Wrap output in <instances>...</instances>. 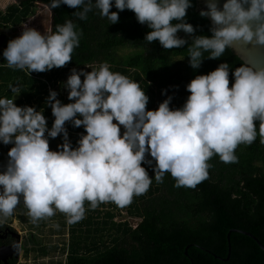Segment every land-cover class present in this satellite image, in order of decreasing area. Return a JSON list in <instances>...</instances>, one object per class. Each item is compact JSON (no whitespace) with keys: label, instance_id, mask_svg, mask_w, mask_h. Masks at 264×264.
<instances>
[{"label":"clouds","instance_id":"9594fccd","mask_svg":"<svg viewBox=\"0 0 264 264\" xmlns=\"http://www.w3.org/2000/svg\"><path fill=\"white\" fill-rule=\"evenodd\" d=\"M61 5L82 8L76 13L81 20L98 9L111 24L119 22V11L131 10L140 24L151 29L144 39L158 41L164 49L187 43L177 36L179 31H195L185 22L191 0H51L49 8ZM113 6L118 11H110ZM262 14L264 0H225L222 8L209 3L200 15L219 27L212 29L211 37H194L188 47L190 67H200L204 52L217 59L233 41L250 42L255 37L264 45V24L255 32L249 24L264 18ZM78 46V34L68 20L44 34L25 28L2 54L9 68L27 69L30 74L65 66ZM232 77L229 87V65L221 63L186 85L190 95L181 108L170 109L169 96L157 109L148 110L149 97L140 85L110 71L106 63L90 72L74 68L64 83L72 102L63 104L54 90L46 98L54 117L50 129L43 112L0 98V143L12 145L0 172V216H10L21 198L33 223L56 211L66 216L68 224L77 223L84 218L85 201L92 210L106 202L128 206L152 183L144 163L154 162L157 182L170 173L175 187L194 188L208 177L207 162L213 155L224 163L237 161L235 149L253 143L257 121L264 143V69L241 65ZM66 122L85 130L76 148L68 140ZM57 136L63 143L50 150L49 138Z\"/></svg>","mask_w":264,"mask_h":264},{"label":"trees","instance_id":"16d2710c","mask_svg":"<svg viewBox=\"0 0 264 264\" xmlns=\"http://www.w3.org/2000/svg\"><path fill=\"white\" fill-rule=\"evenodd\" d=\"M16 2L0 13V98L13 99L17 106L34 107L43 112L47 121L52 116L51 107L45 103L48 85L57 83L70 69L85 70L106 63L110 71L137 82L149 97L146 108L155 110L169 96L172 97L170 109L181 108L190 95L186 85L197 75L215 70L221 63L229 65L231 87L232 71L243 65L226 47L217 59H209V53L204 52L200 67H190L188 47L194 37H211L213 29L205 16L197 12L196 0H191L185 17V22L195 31L192 34L179 31L177 36L187 43L174 49H164L158 41L147 42L144 37L151 29L140 24L131 10L119 11V22L111 24L98 9L93 8L86 19L81 20L76 13L82 8L61 5L51 9L54 13L52 31L71 20L79 46L73 49L72 60L65 66L29 74L27 69L7 66L2 54L7 47L2 29L20 25L32 15L34 4L49 7L51 0ZM110 11L118 10L113 6ZM124 48L132 52L119 56L118 52ZM56 92L63 104L72 102L68 96L65 98ZM65 128L71 146L78 147L81 135L86 134L84 128L73 127L71 122H66ZM256 129L253 143L240 144L235 149V163H224L218 155H213L207 162L208 177L194 188L175 187L170 173L164 174L163 182H157L153 176L154 162L152 165L144 163L142 166L152 183L146 193L134 196L126 208L127 217L140 220L134 228L126 221H114L120 207L112 202L100 203L92 210L85 201L84 218L74 224H68L66 216L60 213L59 227L67 228L63 264H264V252L239 233H230V256L224 261L226 236L230 230L249 233L264 246V143L260 142L258 121ZM146 159L151 158L146 155ZM0 165L7 164L0 161ZM17 210L28 213L20 204ZM19 219L23 220L21 216ZM3 227L5 225L0 222V229ZM28 242L35 244V237L29 235ZM48 250H56V247L42 246L37 252L45 256ZM28 253L27 250L26 255Z\"/></svg>","mask_w":264,"mask_h":264},{"label":"rangeland","instance_id":"374dc122","mask_svg":"<svg viewBox=\"0 0 264 264\" xmlns=\"http://www.w3.org/2000/svg\"><path fill=\"white\" fill-rule=\"evenodd\" d=\"M15 0H0V13H4L6 9L10 6L16 4ZM25 28H32L39 31L41 34L48 33L50 30V13L49 11L39 3L34 4L32 9V15L24 20L20 25L8 26L2 29L5 35V42L8 43L10 40L17 38L25 30ZM132 52L130 48L121 49L118 52L119 56L127 55ZM99 67L94 66L90 69H85L87 72L91 70H98ZM71 70L65 73V76L58 80L57 83L49 84L48 91L54 90L59 91L61 96L67 97L68 91L64 88V83L66 82L68 76L71 74ZM79 71V70H77ZM82 77V76H81ZM81 80H83L81 78ZM58 99V97H57ZM54 121L53 115L47 121V126L50 129ZM47 135V134H45ZM62 136H57L56 138H49V148L52 150H58V145L62 144ZM12 147L11 144L4 145L0 143V161L3 164H7L8 157L6 151ZM5 166L0 165V172L4 171ZM20 206L22 209L28 210L24 203L23 198H21ZM126 208L120 207L118 209V216L114 218L115 222L126 221L133 228L139 223V219L127 217ZM61 212L56 211L52 217L44 218L41 221L33 223L31 217L28 213H19L16 208L13 213L7 217L0 216V222L5 225V227L11 228L15 233L20 236V253L16 264H63L65 253L62 251L67 244V228L59 227L58 215ZM21 216L22 219H19ZM31 235L35 237L36 243L31 244L28 242V237ZM56 247V250H48L45 256H41L37 251L40 247ZM29 253L26 255V251Z\"/></svg>","mask_w":264,"mask_h":264},{"label":"water","instance_id":"95a60500","mask_svg":"<svg viewBox=\"0 0 264 264\" xmlns=\"http://www.w3.org/2000/svg\"><path fill=\"white\" fill-rule=\"evenodd\" d=\"M196 2H197V12L200 13L202 10L204 11L207 10V6L209 3H215L218 8H222L223 4L225 3V0H196ZM40 5L45 7L50 13V30L49 31H52L53 25H54V13L46 5H43V4H40ZM243 6L245 8H248L249 4L245 3ZM262 17H264V14H262ZM205 18L207 19V21L209 22L212 28L219 27L212 22L210 17L205 16ZM249 24H250L251 30L255 32L258 27L264 24V18L260 20H252L249 22ZM228 48L232 51L234 56H236L243 63V65L249 66L253 68L254 70L264 69V45L256 43L255 37L250 42H244L243 40L233 41L232 44L228 46ZM230 233H239L243 236L250 238L257 245V247L262 252H264V246L261 245V243L251 234L243 232V231L230 230L226 236L227 256L224 259V261H227L230 256V243H229ZM14 236L16 240L12 246L0 249V262L2 261L4 264H6L8 258H12V256H14V258H17L19 255L20 236L17 233H14ZM204 251L207 254H210L213 258L221 260L220 258L211 254L209 251L207 250H204ZM7 252H9V254Z\"/></svg>","mask_w":264,"mask_h":264},{"label":"flooded vegetation","instance_id":"af4514ba","mask_svg":"<svg viewBox=\"0 0 264 264\" xmlns=\"http://www.w3.org/2000/svg\"><path fill=\"white\" fill-rule=\"evenodd\" d=\"M14 233L15 232L8 227H3L2 229H0V249L10 247L14 244L16 240ZM7 253L9 254V252ZM19 253H20V249H19ZM18 258H19V255L17 258H14V256H12V258L7 259L6 264L16 263ZM0 264H4V263L1 261Z\"/></svg>","mask_w":264,"mask_h":264},{"label":"built area","instance_id":"2783aa9c","mask_svg":"<svg viewBox=\"0 0 264 264\" xmlns=\"http://www.w3.org/2000/svg\"><path fill=\"white\" fill-rule=\"evenodd\" d=\"M87 69H89L88 67H86ZM115 122V121H114ZM121 130H123L124 131V129H123V127L121 126Z\"/></svg>","mask_w":264,"mask_h":264},{"label":"bare ground","instance_id":"6f19581e","mask_svg":"<svg viewBox=\"0 0 264 264\" xmlns=\"http://www.w3.org/2000/svg\"><path fill=\"white\" fill-rule=\"evenodd\" d=\"M44 8V7H43Z\"/></svg>","mask_w":264,"mask_h":264}]
</instances>
